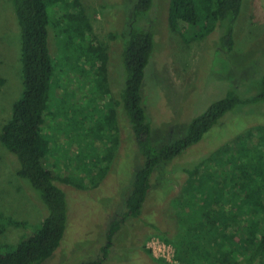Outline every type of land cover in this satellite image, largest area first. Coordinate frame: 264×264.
Masks as SVG:
<instances>
[{"label": "trees", "instance_id": "1", "mask_svg": "<svg viewBox=\"0 0 264 264\" xmlns=\"http://www.w3.org/2000/svg\"><path fill=\"white\" fill-rule=\"evenodd\" d=\"M152 2L131 3L133 17L129 16L130 6L121 24L107 34L112 40H121L119 60L123 66L121 83L112 96L115 100L105 112L108 131L112 133L110 150L114 151L119 144L120 111L132 133L127 135L128 139L136 147L135 159L131 154L127 159L130 165L133 161L139 163H133L122 180L127 192L120 193L119 197L123 196L117 199L116 209L104 223L100 254L78 264H102L106 260L114 235L126 219L141 215L147 195L152 187L159 186L162 175L168 178L170 188L181 185L178 195L173 197L168 193L165 201L155 202L157 209L163 208L177 227L162 229L153 223L154 219L148 223L152 227L149 235L172 244L174 260L182 264H264V152L259 148L264 144V125L237 133L223 146L197 156L191 164L180 161V154L198 143L224 114H231L236 106L264 101V74L256 95L241 97L229 90L210 102L204 111L187 119L178 133L156 136L146 109L148 100L143 94L155 49L153 32L148 29L153 21L150 15H145ZM166 2L168 27L184 43L206 39L204 73L215 52L227 54L233 50L234 30L237 20L243 21L246 0ZM10 3L19 34L22 91L0 126V146L13 175L26 180L37 197L43 219L32 225L0 211L1 234L7 226L29 229L15 244L0 242V264H43L63 238L70 196L82 190L95 194L108 170L101 165L96 171L89 165L82 168L78 163L62 176L51 166L49 158L64 114L58 108L49 110L50 93L56 85L54 76L57 71H64L65 66L75 67L81 73L92 70L97 88L108 93V53L106 46L93 36L81 0H10ZM121 5L113 12L118 13ZM52 31L56 37V55L60 54L59 64L54 61L50 47ZM2 83L4 78L0 77V87ZM71 107H75L73 102L67 109ZM249 137H255L257 143L250 146ZM239 155L246 160L237 162ZM173 160L179 162L166 168ZM109 205L102 208L101 219L105 218ZM142 249L154 261L164 262L153 257L144 244Z\"/></svg>", "mask_w": 264, "mask_h": 264}, {"label": "rangeland", "instance_id": "2", "mask_svg": "<svg viewBox=\"0 0 264 264\" xmlns=\"http://www.w3.org/2000/svg\"><path fill=\"white\" fill-rule=\"evenodd\" d=\"M81 2L90 19L93 36L107 49L109 92L103 93L97 88L92 79V70L81 73L75 67L65 66L64 71H57L54 76L56 85L50 93L49 110L56 111L58 108V111H64V114L61 113L62 127L57 131L55 148L49 160L51 166H55L62 176H66L68 169L78 163L82 168L89 165L96 171L101 165L107 166L108 170L100 181L102 186L98 187L99 190L95 194L80 190L81 192H75L73 197L70 196L63 238L43 264H78L84 259L100 254V247L104 243V223L116 209L117 199L127 192V186L123 185L122 180L129 174L131 165L139 163L133 161L130 165L127 159L130 154L134 155L135 159L136 147L131 139H128L127 135L132 133L120 111L117 117L120 129L119 144L114 151L110 150L112 133L108 131L109 121L105 115L108 106L113 105L115 99H112V96L117 92L119 82L121 83L120 75L123 71L119 60L121 40H112L107 34L109 30L121 24L130 6L132 7L129 16L133 17L134 3L131 0ZM119 4L122 5L117 9L118 13H114ZM152 4L145 15H150L153 21V25L148 29L153 32L155 49L143 94L148 100L146 109L156 136L178 133L180 126L187 119L204 111L210 102L225 95L229 90L241 97L253 96L259 92L264 74V0H246L243 21L238 19L234 30L236 39L233 50L227 54L215 52L209 68L206 69L207 73H204L206 39L184 43L180 36L168 27L166 0H153ZM55 40L52 31L50 47L54 61L59 64L60 54L56 55ZM0 77L4 78L0 87L1 126L9 117L11 107L22 91L19 34L10 0H0ZM71 102L75 107L67 109ZM257 125H264V101L236 106L231 114L228 112L220 117L198 143L184 150L180 154V161L191 164L197 156L208 154L220 145L223 146L237 133ZM183 128L181 129L185 130ZM248 139L250 146L257 143L255 137ZM259 148L264 152V144ZM99 158L100 160H97ZM242 160L245 161L246 158L239 155L237 162ZM178 162L173 160L166 168L170 169L169 167ZM158 181L159 186L152 187L147 195L141 215L138 218L126 219L114 235L108 257L102 264H182L169 260L172 244L149 235L152 227L150 229L148 223L154 219L156 222L153 223L162 229L177 227L175 220L169 219L163 208L157 209L156 204L158 201H165L167 198L164 196L168 193L173 197L178 195L181 185L170 188L168 178L163 175ZM28 185L26 180L13 175L0 146V211L35 225L42 221L43 212ZM120 193L123 194L119 197ZM123 202L125 207V199ZM107 204L110 205L104 212L105 218L101 219L102 208H106ZM152 209L156 211L151 212ZM119 215L117 210L116 216ZM26 231L29 229L7 226L4 233H0V242L15 244ZM158 238L161 241L157 240ZM143 244L147 249H152L153 257L164 262L150 258L143 251Z\"/></svg>", "mask_w": 264, "mask_h": 264}, {"label": "built area", "instance_id": "3", "mask_svg": "<svg viewBox=\"0 0 264 264\" xmlns=\"http://www.w3.org/2000/svg\"><path fill=\"white\" fill-rule=\"evenodd\" d=\"M157 240H159V241H161L159 238L157 239ZM163 245H165V243L164 242H161ZM166 245H168V244H166ZM170 246V245H169ZM169 246H166L167 248H169ZM172 249H171V256H170V259L169 260H174V258H173V253H174V248H173V246H170ZM152 250V249H151ZM152 252V251H151ZM174 261H176V260H174Z\"/></svg>", "mask_w": 264, "mask_h": 264}]
</instances>
